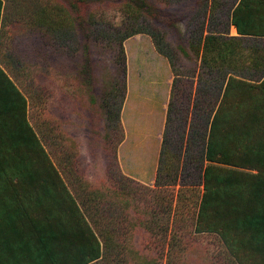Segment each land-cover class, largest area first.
<instances>
[{"label":"trees","instance_id":"16d2710c","mask_svg":"<svg viewBox=\"0 0 264 264\" xmlns=\"http://www.w3.org/2000/svg\"><path fill=\"white\" fill-rule=\"evenodd\" d=\"M61 1L72 22L67 39L83 44L82 59L91 60L94 42L104 41L103 48L109 50L114 71L104 93L98 86L109 134L111 123L119 124L125 95L123 41L137 33L149 35L174 69L173 49L163 31L167 26H162L163 8L191 2L185 45L199 55L200 66L196 77L191 73L189 88L174 74L158 176L163 167L168 168L165 159L173 154L168 158L173 161L170 168L179 169L182 176L175 202V207H180L187 186L184 177L198 169L202 195L197 222L206 224L208 216L213 221L196 232L219 231L231 263L242 264L232 232L242 235L239 245L264 258V60L257 79L242 76L235 70L238 65L231 61L234 51L226 42L264 40V0H236L229 6L221 0ZM107 2L118 6L119 23L105 20ZM4 7L0 0V18ZM231 25L241 36H228ZM12 72L0 63V264H134L125 248L127 235L120 229L123 218L114 210L112 190H105L98 203L94 202L98 207L95 230L84 219L28 120L27 98ZM212 91L215 96L209 101ZM200 140L201 146L197 145ZM119 142L120 137L114 153ZM111 179L107 169L105 180L124 193ZM170 205L169 199L167 208ZM166 245L165 238L159 260L166 255ZM169 246L167 263L172 260ZM145 262L149 263L146 258Z\"/></svg>","mask_w":264,"mask_h":264},{"label":"rangeland","instance_id":"374dc122","mask_svg":"<svg viewBox=\"0 0 264 264\" xmlns=\"http://www.w3.org/2000/svg\"><path fill=\"white\" fill-rule=\"evenodd\" d=\"M234 1L221 0L226 6ZM61 3V0H9L8 4L3 0L0 63L14 72L15 81L27 98L28 120L84 219L96 230L98 207L94 202L98 203V197L111 189L114 210L123 218L120 229L126 231L125 248L134 264H229L231 256L221 243L219 231L196 232L198 227L204 229L213 221L208 216L206 224L197 222L202 195L198 169L193 168L184 177L187 186L183 188L180 207H175V202L182 176L179 169L170 168L173 161L168 158L173 154L165 159L168 168L163 167L158 176L174 74L178 73L189 88L190 75L194 72L196 77L200 66L199 55L185 45L191 2L187 6L163 8L162 26H167L163 31L173 49L174 69L168 58L156 50L149 35L137 33L123 41L126 88L119 124L111 123L110 134L104 127L98 96V86L104 93L114 71L109 50L103 48L104 41L94 42L91 60L82 59L83 44L67 39L72 22ZM104 8L107 22H120L116 4L107 2ZM228 36L241 35L231 25ZM226 42L234 51L231 61L238 65L235 70L257 79L263 67L264 40L240 38ZM252 61L260 64L252 66ZM214 96L212 91L209 101ZM202 129L206 131L205 127ZM119 137L121 142L114 153L113 146ZM202 143L200 140L197 145ZM107 169L112 182L115 180L124 193L114 190L111 181L105 180ZM231 235L242 264H263L264 258L238 244L241 234ZM165 238L166 255L159 260L160 244ZM170 244L172 260L167 263Z\"/></svg>","mask_w":264,"mask_h":264}]
</instances>
